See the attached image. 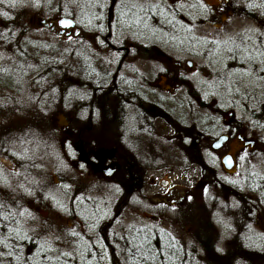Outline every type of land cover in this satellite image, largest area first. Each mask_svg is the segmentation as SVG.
Returning a JSON list of instances; mask_svg holds the SVG:
<instances>
[{
  "label": "rangeland",
  "instance_id": "rangeland-1",
  "mask_svg": "<svg viewBox=\"0 0 264 264\" xmlns=\"http://www.w3.org/2000/svg\"><path fill=\"white\" fill-rule=\"evenodd\" d=\"M52 1L60 16H70L78 11L75 2L83 0ZM183 1L170 8L193 23L190 33L179 16L166 14L169 0L155 3V46L164 56L182 63L179 75L188 79L178 86L159 81L161 89L147 96V107L149 103L160 115L152 120L150 132L138 124L140 137L133 147L135 158L143 166L135 172L140 174L136 196L126 201L113 181L86 175L76 159L68 165L71 171L59 170L73 151L65 148L62 139L57 142V132L66 131L57 130L61 123L58 115L68 125L78 118L77 111H70L77 110L74 96H80L81 90L74 89L73 95L69 88L83 85L81 79L87 75L83 56L92 49L87 48L88 39L76 31L70 37L55 36L36 25L41 16L48 15L47 6L53 8L47 5L50 0H18L14 13L5 16L18 22L14 38L26 55H13L11 49L0 46V67L10 65L13 71V64L21 60L27 73L17 86L0 75V102L6 104L3 107L8 115L2 119L8 132L5 153L0 156V220H6L19 242L25 243L21 249L24 254H29L30 248H45L50 253L49 264H92L97 256L102 264H108L99 242L104 236L109 238V249L114 248L124 264L128 261L123 260V254L132 251L122 244L133 238L139 243L143 264L150 260L166 264L168 252L171 264H197L200 251L194 248V239L198 223L210 221L212 229L225 220L224 211L245 204L264 207V72L259 71L264 67V27L244 15L250 7L259 9L262 0H229L230 14H222L217 21L210 20L209 15H192L181 7ZM82 8L86 9L85 5ZM163 60L161 57L152 62L155 73L161 71ZM186 62L191 63L190 70L184 66ZM59 67L65 71L60 72ZM112 68L115 64L109 68L110 73ZM63 84H68L69 90H63ZM67 90L72 98L69 104L59 103L68 98ZM191 92L196 93L194 97ZM52 93L64 96L55 100ZM228 113L231 115L226 120ZM100 120L109 125L106 119ZM159 126L165 130H159ZM203 128L208 133L209 129L232 132L238 128L256 140V145L252 150H236L237 169L231 175L223 173L219 159L230 150L231 143L217 152L201 151L199 146L204 162L212 169L205 174L188 156L192 140L183 139ZM89 134L93 135H89L86 146L111 150L109 141L100 143L103 131ZM161 181L175 187L172 199L188 192L182 206L159 203L158 196L165 193ZM263 207L253 210V220L256 216L264 220ZM109 221H114L110 227L101 225ZM67 222L76 227L74 240L70 239V228L65 227ZM6 236L0 234V241ZM2 257L0 264L16 263L5 260V254H0Z\"/></svg>",
  "mask_w": 264,
  "mask_h": 264
},
{
  "label": "flooded vegetation",
  "instance_id": "flooded-vegetation-1",
  "mask_svg": "<svg viewBox=\"0 0 264 264\" xmlns=\"http://www.w3.org/2000/svg\"><path fill=\"white\" fill-rule=\"evenodd\" d=\"M176 2L178 0H169L166 14L179 16L180 23L186 24L187 31L190 33L193 29V23L186 20L176 8H170L171 5L177 4ZM75 3L76 8H78L76 15L60 16L59 12L61 11L55 7L56 3L50 0L47 5H52L53 8L47 6L50 7L47 9L49 12L43 18L49 23V27L55 29L54 31L45 30L54 35L59 31L67 32L68 29L57 26V21L60 18H66L74 23V26L69 30L70 36L74 31L86 36L89 41L87 48H92L86 51V57L83 56L87 75L84 79H81L83 85L78 87L70 85V90L72 93L74 89L81 90L80 92H83L89 102L96 100L97 109L86 112L90 123L93 112H96L100 119L113 114H117L120 119L116 125H108V123L106 125L100 120V126L90 125L86 127L81 123L78 124V118H76L78 121L73 120V125H68L66 121V123L61 122L57 125V130H66L63 134L57 132V142L62 139L61 142L65 148L68 147L73 151V156L67 160V163L62 164L59 170L62 172L63 170H70L68 165H72L73 160L76 159L81 170L87 172L86 175L94 174L107 181H113L114 187L121 191V196L126 197L125 201L131 200L136 196L135 188L140 182V174L135 172H138L140 167L143 166L135 158L136 150L133 146L136 144L134 140L140 137V126L143 124L144 131L150 132L148 130L152 127V120L160 114L157 109H151L149 103L148 107L143 109H135L132 107L134 105L124 108V100L143 99L146 102L147 96H151L152 91L161 89L159 81L162 83L169 82V84L174 83L178 86L187 83L188 78L179 75L180 70L183 68L182 63L164 56L163 52L155 46L156 0H83ZM180 4L192 15H209L212 21L220 20L222 14L229 15L231 10L229 0H184ZM83 5L86 9L82 8ZM161 57L164 60L160 62V69H164V71L155 73V69L154 67L152 69L151 64ZM114 64L115 69L112 68L114 71L110 73L109 68ZM184 66L187 70H190L191 63L186 62ZM103 100L112 101L117 109L111 110ZM75 102L76 100L73 102L74 105ZM76 111L79 113L78 110L70 112L75 114ZM77 115L75 114V117ZM159 130L163 131L165 129L159 126ZM102 131L105 134L101 135L100 143L104 144L109 141L112 144L111 150L102 149L101 147L91 149L86 146L89 137L93 135L89 133L100 134ZM110 134L111 136H109ZM196 134L203 146L201 132L199 131ZM237 134L242 135L243 133L239 131L234 136ZM229 138L231 139V137ZM183 139H188V137L185 136ZM84 140L86 141L84 142ZM197 144L196 141H191L190 145L196 146ZM97 151L101 152L97 154L96 158L94 154ZM107 172H113L112 176L106 177L104 174H107ZM57 178V184L60 186L62 178L60 176ZM162 189L165 191L164 196H157L160 198L159 203L163 205L169 203L171 207L182 206L188 197V192L185 191L182 196L172 199L175 187L168 185V187ZM248 201L250 202L251 199ZM262 207L260 205L245 204L237 206L236 210L224 211L223 218L225 220L219 222V226L212 229L210 221L198 223L197 227L199 229L197 228L196 233L198 236L197 239H194L196 245L194 248L200 251L196 254L199 262L197 264H264V220L259 221L257 216L253 220L252 215L253 210ZM113 222H102L101 225L110 227ZM1 223L4 225H0V230H2L0 234H7L4 237L5 240L0 241V254H5V260L16 262L11 264H49L46 262L50 259L49 250H45V248L33 250V248H30L29 254H24L21 249L25 243L21 244L19 242L17 234L11 231L13 229L10 230L7 221H1ZM67 224L65 227L70 228V239L74 240L76 227L73 228L71 222H67ZM99 239L106 251L108 264H124L117 259L114 248L109 249V238L103 236ZM8 240L11 242L9 243ZM72 243L70 242L71 245H73ZM124 243L122 248L126 247L132 253L123 254V260L128 261L127 264H143L144 260L139 258L138 250H140V247L138 241L133 238L131 242L127 240ZM130 244L133 245V248H130ZM99 254L101 255V253ZM71 258L72 256H70ZM0 259H4V257ZM99 259L100 256H97L92 264H102ZM166 261V264H171L169 252ZM144 264L154 263L150 260V262Z\"/></svg>",
  "mask_w": 264,
  "mask_h": 264
},
{
  "label": "trees",
  "instance_id": "trees-1",
  "mask_svg": "<svg viewBox=\"0 0 264 264\" xmlns=\"http://www.w3.org/2000/svg\"><path fill=\"white\" fill-rule=\"evenodd\" d=\"M17 1L18 0H3V3H0V18H1L0 19V46L8 47L6 49H11V52H13V55H19L20 54L19 56L25 57L26 53L24 52L23 48L18 43L17 39L14 38L15 33L13 31L16 29L18 22L15 19L11 20V19L7 18L8 15L11 14V12L14 13L13 10L15 9L14 6H16L15 4ZM259 1H261V0H258V2ZM244 15L246 16V18L255 21L258 25H260V23H263V26H262V24L260 26L264 27V0H262L261 6L259 9L255 8V7L254 8L250 7L248 9H246V11H244ZM5 16H7V17H5ZM2 17H4V18H2ZM41 17H44V16H41ZM3 49H5V48H3ZM22 57H20V58H22ZM20 61L21 60H18L17 61L18 63L15 62L13 64L16 67V69H14L13 71H11L12 66H10V65L0 67V75H2V76L5 75L4 77H6V78L8 77L9 78L8 80H10L12 82V84L16 85V86L19 85L18 82H19L20 77L22 75H25V73H27V69H26L27 67L26 68L24 66L22 67V65L19 63ZM58 70H60V72H62V71H65V68L61 69L59 67ZM19 71H20V73H19ZM61 76H62V73H61ZM62 87H63V90H66L70 86L68 84H63ZM68 90H67V92H65V93H67L68 98L64 99L63 101H61L59 103H63V102L65 103L66 102L67 104H69V102L72 98H71V96H69ZM58 94L52 93L51 99L57 100V99L61 98L62 96H64V95L58 96ZM195 94L194 93L192 94V92H191L190 96L194 97ZM80 96L79 95L75 96V99H76L75 103L78 104L76 107H77V110L79 112L77 115V117L79 118L78 124L81 123L82 125H84L86 127L87 126L89 127L90 125L100 126V124H101L100 117L96 112L92 113L91 123L89 121V116L86 113L91 109L92 110L97 109L96 100H92L89 102V100L86 99L83 92H81ZM103 101H105V104L107 103V105H108V107H110V109H117V106H114V103L112 101H110V100H103ZM85 102H87V103L85 104ZM124 104H125L124 108H127L129 105H131V106L134 105L132 107L135 109L147 108V103L145 101H143V99L142 100H131V99L127 100L126 99V100H124ZM5 105L6 104H3L0 102V156H4L5 138H6V135L8 132V129L5 126V124H3V120H2L4 117L8 116L6 108L3 107ZM73 105H74V103H73ZM217 113L219 115H221L222 110L218 109ZM116 116H118V115L113 114V115H109V116L102 118V119H106L109 122V125H111V124L116 125V124H118V122L116 121V118H117ZM206 129L207 128H203V130L200 131L202 136H203V146H202V144H201V146L198 144L196 146H191L189 149L190 151L188 153V156L192 157L194 159L195 163L198 166H200L201 170H203L205 174H207L208 172H212V169L210 170L208 162H204L205 159L201 155L200 149H198L199 146H200V148H202L201 151L202 150H211L210 149L211 143L216 138H218V136H220L222 134H229L230 136H232L234 133H236L238 131L237 130L238 128H234V130L232 132H229V131L224 132L223 130L218 131V129L215 132H210V129H209V133H208ZM196 133L195 132H189V134H187L186 136L189 137V139H191L192 141H196L197 143H199L200 139ZM192 147L195 148L196 150L195 149L192 150L193 149ZM1 221H6V220L1 219L0 222ZM2 235L5 236L6 234H2ZM196 239H197V237H196ZM23 263H24V261H23Z\"/></svg>",
  "mask_w": 264,
  "mask_h": 264
},
{
  "label": "water",
  "instance_id": "water-1",
  "mask_svg": "<svg viewBox=\"0 0 264 264\" xmlns=\"http://www.w3.org/2000/svg\"><path fill=\"white\" fill-rule=\"evenodd\" d=\"M61 21H67V25L65 24H62ZM37 26L39 27H43L45 29H50V31H54V27H49V23L45 20H42V19H39L37 21ZM57 26L60 27V28H64V29H71L73 26H74V23L69 20V19H65V18H61L57 21ZM56 35H65L66 37H68L70 35V32H56L55 33ZM231 114H227L226 115V120L230 117ZM59 120H61V122L63 121V118L61 116L58 117ZM229 120V119H228ZM228 140V136L227 135H222L220 137H218L211 145V148L212 151H217L219 150L221 147L224 146V144L227 142ZM253 146H255V141L253 140H248L246 139L244 136H241V135H237L231 142L230 144V150L229 152H227L224 156H222L220 159V162H221V166L223 169V171L225 173H228V174H232L236 171V161H235V153H236V150L238 148H242V147H246L248 149H252ZM102 151V150H101ZM101 151H97L95 152L94 156L97 158V154H99ZM113 172H107V174H104L106 177H111ZM160 185L162 187H166L168 182H165V181H161L159 182Z\"/></svg>",
  "mask_w": 264,
  "mask_h": 264
},
{
  "label": "snow or ice",
  "instance_id": "snow-or-ice-1",
  "mask_svg": "<svg viewBox=\"0 0 264 264\" xmlns=\"http://www.w3.org/2000/svg\"><path fill=\"white\" fill-rule=\"evenodd\" d=\"M0 3H3V0H0ZM62 24L67 25V21H61ZM229 51H231V48L228 49ZM161 71H164V69H160ZM260 72H264V67H261L259 69ZM21 215H24V213L22 212ZM74 234V233H73Z\"/></svg>",
  "mask_w": 264,
  "mask_h": 264
}]
</instances>
